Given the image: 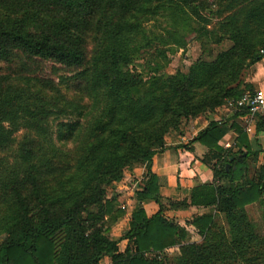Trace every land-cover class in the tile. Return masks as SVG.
<instances>
[{"label": "trees", "instance_id": "trees-1", "mask_svg": "<svg viewBox=\"0 0 264 264\" xmlns=\"http://www.w3.org/2000/svg\"><path fill=\"white\" fill-rule=\"evenodd\" d=\"M148 1L153 0H0V64L12 63L20 56L28 63L53 62L68 72H80L87 67L86 45L91 29L115 28V38L121 37L123 20L144 13ZM170 1L184 4L186 0ZM251 1L246 0L231 19L237 23L229 25L228 39L233 47L209 66L204 63L189 74L177 73L168 84V92L159 94L155 87L142 91L139 80L125 70L128 56L121 45L95 54L91 85L107 91L108 122L102 131L113 142L103 140L91 147L88 164L92 169L84 176L88 182L93 181H84L80 190L58 193L53 190L54 183L44 187L32 173L0 189V232L5 235L0 243V264H100L105 258H110L111 264H168L162 255L176 247H180L181 264H210L213 259L264 264V235L246 223L244 216L247 205L263 203L264 165H256L264 150H253L246 133L235 122L209 120L208 128L197 136L189 134L183 124L206 113L212 107V97L220 104L246 93V85L240 88L244 82L237 80L239 72L234 70L241 66L248 69L264 58V0ZM208 13L212 14L211 7ZM242 15L249 24H257L250 27V36H245L239 25ZM114 21L119 24L111 25ZM24 73L0 79V150L13 141L10 125L46 119L48 104L38 96L43 94L47 102L62 97L52 83L27 73L23 77ZM22 85L27 88H20ZM32 89L38 96L30 93ZM200 89L201 93L194 92ZM135 96L139 98L134 100ZM198 98L201 104H196ZM242 115L235 112L233 119ZM229 127L238 138L236 145L225 151L220 141ZM172 130L189 138L185 149L192 150L195 143L207 148L203 161L214 173L212 184L192 188L189 203L162 200L159 178L152 172L154 157L166 149L164 136ZM21 153L24 161L33 156L29 146ZM131 161L145 164L146 177L143 188L135 192L139 206L132 213L129 230L118 241L107 235L105 226L108 221L116 224L124 212L116 196L108 197L103 184L117 181L120 167ZM72 182L66 181L70 189H75ZM148 200L158 203L156 214L148 215L140 205ZM188 208L209 210L192 221L202 236L212 230L217 214H223L234 231L232 242L223 240L214 249L185 247L187 231L163 213ZM121 241H126L124 251L119 248ZM251 250L254 256L249 257Z\"/></svg>", "mask_w": 264, "mask_h": 264}, {"label": "rangeland", "instance_id": "rangeland-1", "mask_svg": "<svg viewBox=\"0 0 264 264\" xmlns=\"http://www.w3.org/2000/svg\"><path fill=\"white\" fill-rule=\"evenodd\" d=\"M213 2L214 5H211ZM245 3L246 0H186L184 4L170 0L148 1L144 6V13H137L135 18L123 20L121 37L115 38V28H109V31L100 27L91 29L86 45L87 67L80 72H68L53 62L28 63L22 61L20 56L14 57L15 61L12 63L0 64V79L7 74H21L24 70L27 74L42 77L49 84L52 83L62 96L60 99L50 100L49 95L50 101L47 102L43 94L38 96L33 89L30 90L33 96H38L48 104L46 119L33 124L21 121L10 125L14 130L13 141L10 146L0 150V189L10 184L13 179L22 178L30 173L34 174L44 187L54 183L53 190L58 193L80 190L82 188L80 185L84 181L88 184L93 181L88 182L84 172L87 174L92 169L88 164L91 147L107 140V134L102 130L104 124L108 122L105 110L108 103L107 91L96 89L91 85V60L97 52L121 45L122 51L128 56L125 70L139 80V88L145 92L155 87L158 88L156 92L162 94L168 92V84H171L177 73L189 74L193 69H197V65L204 63L209 66L216 62L220 54L228 52L233 47L232 41L228 39L231 34L229 25L236 26V19H231L240 11L238 8ZM210 7L212 14L208 13ZM238 19H241L239 25L244 35L250 36L251 28L257 24H249V20L244 15ZM110 24L117 26L119 23L114 21ZM237 70L239 72L237 80L245 82L247 68L241 66L240 70L236 68L234 71ZM229 75L232 76L233 73ZM242 86L244 83L240 84V88H244ZM20 88L27 87L22 85ZM202 91L200 89L194 92ZM138 98L139 96H135L133 99ZM231 100L233 99H224L223 103L219 104V99L210 98L212 107L198 118L202 117L209 121L215 116L221 117L219 111L227 110ZM199 102L200 104L202 102L200 98L196 104ZM191 122L183 121L187 132ZM180 136L174 130L166 134L164 136L166 146ZM108 141L113 142L112 139ZM25 146L33 150V156L24 161L21 149ZM117 147H120V144ZM119 172L120 178L117 181L103 184L108 197L116 196L118 199L119 194L125 190L133 193L135 197V192L144 186L145 164L131 161L128 166L120 167ZM71 179L75 189H70V185L66 183ZM97 182L101 183V181ZM127 206L124 208L119 204V208L124 212L123 217L133 209ZM91 210L96 209L92 207ZM169 213L165 210L163 214L176 223L175 217ZM198 216L195 213L191 218L195 219ZM244 216L246 223L254 225L256 232L264 235V197L262 204L249 207ZM123 217L116 224L112 225L109 221L106 223L107 235L110 238L119 241L126 233L124 228L130 220L121 222ZM185 230L188 233L184 242L185 247L213 246L214 249L224 243L223 240L232 242L234 239L232 225L223 214H217L216 223L206 236H202L195 229ZM4 236V233L0 232V243ZM119 248L120 251H124L126 241H121ZM179 248L167 250L162 258L168 264H181ZM254 251L262 250L254 249ZM254 251H250L249 257L254 256ZM259 259L262 262V257L259 256ZM100 264H111V260L105 258ZM210 264L232 263L213 259Z\"/></svg>", "mask_w": 264, "mask_h": 264}, {"label": "crops", "instance_id": "crops-1", "mask_svg": "<svg viewBox=\"0 0 264 264\" xmlns=\"http://www.w3.org/2000/svg\"><path fill=\"white\" fill-rule=\"evenodd\" d=\"M244 85H246V93L264 94V58L259 62L253 64L247 69V74L245 77ZM221 117L215 116L213 120L224 121V122H235L241 129L246 133L248 140L253 148L257 150L261 148L264 150V119H258L256 124L251 127L250 132L245 131V122L242 117L234 118V112L230 109L225 111H219ZM203 119V120H202ZM209 121L205 118H198L190 123L188 126L189 134L192 136H197L202 131L208 128ZM229 131L226 136L220 141V146L225 150L232 149L236 143L238 134L237 132L229 127ZM189 142L188 137L180 136L179 139L172 143H167L166 149L155 155L152 165V172L159 178V189L158 194L162 200H169L174 203H181L190 201L191 190L193 187L201 184H212L214 182V173L211 167L204 163L206 154L208 153L207 148L199 143H195L190 148L192 150H187L183 146L187 145ZM264 165V153H260L257 157V168ZM118 202L125 208L127 206L133 208L130 213H126L124 220H130L132 218V213L139 204L137 203L134 194L130 191H123L119 194ZM258 204L254 203L247 205L246 210L249 207ZM148 215L156 214L159 211L158 203L154 201H144L140 204ZM169 215L175 217L176 223L181 226L195 229L192 226L193 219L191 216L197 213L199 216H203L209 212L206 209H168ZM130 221L125 225V231L129 230ZM196 230V229H195ZM197 231V230H196Z\"/></svg>", "mask_w": 264, "mask_h": 264}, {"label": "built area", "instance_id": "built-area-1", "mask_svg": "<svg viewBox=\"0 0 264 264\" xmlns=\"http://www.w3.org/2000/svg\"><path fill=\"white\" fill-rule=\"evenodd\" d=\"M228 109L234 113H243L241 117L245 122V131L250 132L258 119H264V94L245 93L240 98L231 100L228 103Z\"/></svg>", "mask_w": 264, "mask_h": 264}]
</instances>
